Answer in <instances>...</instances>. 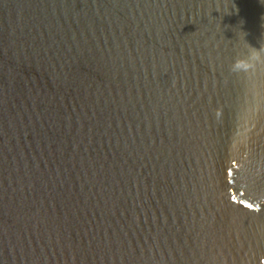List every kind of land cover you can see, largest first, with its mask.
<instances>
[{
    "label": "water",
    "instance_id": "95a60500",
    "mask_svg": "<svg viewBox=\"0 0 264 264\" xmlns=\"http://www.w3.org/2000/svg\"><path fill=\"white\" fill-rule=\"evenodd\" d=\"M0 264H264V0H0Z\"/></svg>",
    "mask_w": 264,
    "mask_h": 264
},
{
    "label": "clouds",
    "instance_id": "9594fccd",
    "mask_svg": "<svg viewBox=\"0 0 264 264\" xmlns=\"http://www.w3.org/2000/svg\"><path fill=\"white\" fill-rule=\"evenodd\" d=\"M261 57L260 55L256 52L255 49H253L251 46H248L245 48L242 52L238 53V60L234 61L233 63V70H235L236 64L240 59H243L245 61H253V60H259Z\"/></svg>",
    "mask_w": 264,
    "mask_h": 264
}]
</instances>
